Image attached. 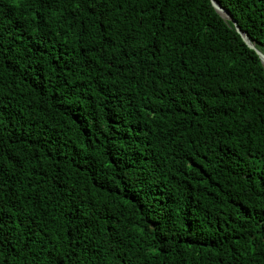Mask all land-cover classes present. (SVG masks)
<instances>
[{
	"label": "trees",
	"instance_id": "trees-1",
	"mask_svg": "<svg viewBox=\"0 0 264 264\" xmlns=\"http://www.w3.org/2000/svg\"><path fill=\"white\" fill-rule=\"evenodd\" d=\"M0 264H264V67L210 0H0Z\"/></svg>",
	"mask_w": 264,
	"mask_h": 264
},
{
	"label": "water",
	"instance_id": "water-1",
	"mask_svg": "<svg viewBox=\"0 0 264 264\" xmlns=\"http://www.w3.org/2000/svg\"><path fill=\"white\" fill-rule=\"evenodd\" d=\"M212 6L214 7V9L224 18L228 19L229 21H231L234 25L235 31L240 35L241 39L243 40V42L246 44V46L252 50H254V52L257 54V56L259 57L262 66L264 67V54L258 50L255 45L249 40L248 36L246 35V33H244L240 27L238 26V24L234 21V19L232 18V16L225 11L218 2H216L215 0H210Z\"/></svg>",
	"mask_w": 264,
	"mask_h": 264
}]
</instances>
